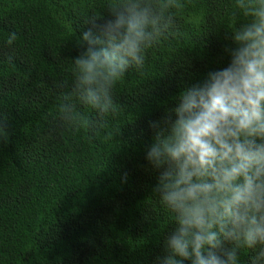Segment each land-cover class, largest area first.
Returning <instances> with one entry per match:
<instances>
[{
  "label": "trees",
  "instance_id": "trees-1",
  "mask_svg": "<svg viewBox=\"0 0 264 264\" xmlns=\"http://www.w3.org/2000/svg\"><path fill=\"white\" fill-rule=\"evenodd\" d=\"M248 2L160 0L174 26L98 114L77 99L74 59L116 0H0V264H155L175 215L145 160L148 121L227 65Z\"/></svg>",
  "mask_w": 264,
  "mask_h": 264
},
{
  "label": "clouds",
  "instance_id": "clouds-1",
  "mask_svg": "<svg viewBox=\"0 0 264 264\" xmlns=\"http://www.w3.org/2000/svg\"><path fill=\"white\" fill-rule=\"evenodd\" d=\"M177 6L178 5H172ZM246 23L230 32L226 66L184 87L174 106L148 121L145 160L155 190L175 215L155 264H264V0L241 3ZM74 59V92L98 114L114 111L113 87L145 63L173 26L160 0H116L92 18Z\"/></svg>",
  "mask_w": 264,
  "mask_h": 264
}]
</instances>
